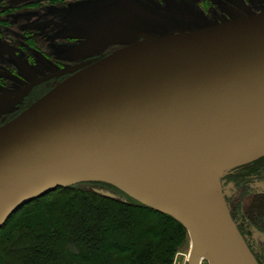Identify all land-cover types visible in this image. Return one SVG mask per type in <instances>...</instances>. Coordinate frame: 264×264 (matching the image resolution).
<instances>
[{"label":"water","instance_id":"1","mask_svg":"<svg viewBox=\"0 0 264 264\" xmlns=\"http://www.w3.org/2000/svg\"><path fill=\"white\" fill-rule=\"evenodd\" d=\"M238 152L264 154V11L118 49L0 126V227L47 192L104 182L180 222L187 264H258L196 172Z\"/></svg>","mask_w":264,"mask_h":264},{"label":"rangeland","instance_id":"2","mask_svg":"<svg viewBox=\"0 0 264 264\" xmlns=\"http://www.w3.org/2000/svg\"><path fill=\"white\" fill-rule=\"evenodd\" d=\"M262 11L264 0H0V116L11 109L5 108L10 100L4 87L12 75L34 79L47 68L50 72L59 66L65 70L58 75L72 73L132 43ZM80 59L84 60L76 65ZM263 156L225 170L216 186L256 252L264 243L259 227L263 222H246L243 212L257 195L264 194V175L239 180L256 165L238 168ZM189 252L188 236L171 264H187ZM202 259L201 264H209Z\"/></svg>","mask_w":264,"mask_h":264},{"label":"trees","instance_id":"3","mask_svg":"<svg viewBox=\"0 0 264 264\" xmlns=\"http://www.w3.org/2000/svg\"><path fill=\"white\" fill-rule=\"evenodd\" d=\"M262 159L239 167L256 165L239 180L264 172ZM263 213L264 195H257L249 217L256 223ZM187 240L172 216L110 184L82 182L14 211L0 227V264H171Z\"/></svg>","mask_w":264,"mask_h":264},{"label":"flooded vegetation","instance_id":"4","mask_svg":"<svg viewBox=\"0 0 264 264\" xmlns=\"http://www.w3.org/2000/svg\"><path fill=\"white\" fill-rule=\"evenodd\" d=\"M16 9V8H14ZM13 13V12H11ZM23 43V41H22ZM22 45V44H21ZM20 45V48H21ZM112 53V52H111ZM108 53L100 58H97L96 60H94L93 62H96L98 60H100L101 58L111 54ZM84 59H80L76 62V65H78L77 63L82 62ZM92 62V63H93ZM68 64H66L65 66H67ZM75 65V66H76ZM59 69H55L54 71H57L55 76H50L51 73H53L54 71H50L47 72L48 68L46 69L45 72H43L44 74H42V76L40 77L41 74H39V76H37L36 78L32 79L27 78V77H20L17 75H12L11 77V81L6 82V85L4 87V95L5 98H9L10 103L7 104V106L5 108L10 110L6 111L5 113L1 114L0 116V126L6 124L7 122H9L10 120H12L13 118H15L17 115H19L22 111H24L25 109H27L30 105H32L34 102H36L39 98H41L43 95H45L47 92H49L51 89H53L56 85H58L60 82H62L63 80H65L67 77H69L70 75H72L74 72L72 73H65V74H61L58 75L59 72H61L64 67L59 66ZM37 78L39 80H37ZM37 80V81H35ZM29 83H31V85H29ZM259 171H263V169H261L259 167ZM258 172V171H257ZM255 173L256 175H254L252 172H249V174L246 176L245 179H250V177L252 178H256L257 176H262L264 175V172H260V173ZM254 175V176H253ZM251 178V179H252ZM264 194H259V196H263ZM251 208L252 205H247L245 210H244V220L246 222L249 223H253V221L250 219L249 214L251 212ZM230 215L234 221V223L237 226V229L239 230L241 236L243 237L247 247L249 248V250L251 251V253L253 254V256L255 257L256 261L258 262V264H264V243H262L258 248L257 252L252 249L242 231V229L240 228V226L237 224L233 214L231 211ZM263 216L256 221V223L258 222H263V224H261L260 230L262 232H264V213L262 214Z\"/></svg>","mask_w":264,"mask_h":264},{"label":"bare ground","instance_id":"5","mask_svg":"<svg viewBox=\"0 0 264 264\" xmlns=\"http://www.w3.org/2000/svg\"><path fill=\"white\" fill-rule=\"evenodd\" d=\"M262 154L261 152H238L231 157H217L211 160L205 165H199L196 168L197 176L199 179L206 183L209 187L217 189V182L219 178L224 174L223 170L229 168L230 166H235L240 162L246 161L248 159L256 158ZM202 259V258H200Z\"/></svg>","mask_w":264,"mask_h":264},{"label":"built area","instance_id":"6","mask_svg":"<svg viewBox=\"0 0 264 264\" xmlns=\"http://www.w3.org/2000/svg\"><path fill=\"white\" fill-rule=\"evenodd\" d=\"M203 259H199V261H198V264H201V261H202Z\"/></svg>","mask_w":264,"mask_h":264}]
</instances>
